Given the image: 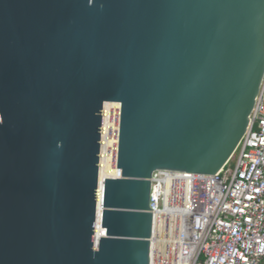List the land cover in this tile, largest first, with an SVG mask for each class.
<instances>
[{
	"label": "water",
	"instance_id": "95a60500",
	"mask_svg": "<svg viewBox=\"0 0 264 264\" xmlns=\"http://www.w3.org/2000/svg\"><path fill=\"white\" fill-rule=\"evenodd\" d=\"M263 76L264 0H0V264H150L153 172L218 173Z\"/></svg>",
	"mask_w": 264,
	"mask_h": 264
},
{
	"label": "built area",
	"instance_id": "2783aa9c",
	"mask_svg": "<svg viewBox=\"0 0 264 264\" xmlns=\"http://www.w3.org/2000/svg\"><path fill=\"white\" fill-rule=\"evenodd\" d=\"M111 112L108 136L114 143L105 165L110 162L114 173L100 181L120 177V105ZM103 114L104 105L101 130ZM250 118L235 153L218 173L153 172L150 264H264V76ZM101 137L102 132L99 151Z\"/></svg>",
	"mask_w": 264,
	"mask_h": 264
},
{
	"label": "bare ground",
	"instance_id": "6f19581e",
	"mask_svg": "<svg viewBox=\"0 0 264 264\" xmlns=\"http://www.w3.org/2000/svg\"><path fill=\"white\" fill-rule=\"evenodd\" d=\"M104 114H103V121H102V136L101 137V148H100V156H99V177L102 178L104 175H108L110 173H114L113 168L110 164V162L105 165V153L108 151L110 145L112 146L114 143V140L108 136V131L110 129V126L112 127V115H111V109L118 107V103L115 102H105L104 104ZM107 131V132H106ZM100 212V205L98 204V214ZM98 231L101 230L98 228Z\"/></svg>",
	"mask_w": 264,
	"mask_h": 264
}]
</instances>
